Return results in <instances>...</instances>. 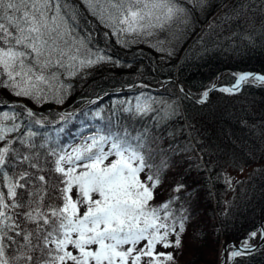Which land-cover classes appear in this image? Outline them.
Masks as SVG:
<instances>
[{
    "label": "snow or ice",
    "instance_id": "1",
    "mask_svg": "<svg viewBox=\"0 0 264 264\" xmlns=\"http://www.w3.org/2000/svg\"><path fill=\"white\" fill-rule=\"evenodd\" d=\"M81 4L110 30L103 33L105 40L115 37L127 47L134 42L128 37L189 25L196 10H205L211 0ZM83 19L71 0H0V89L37 103L49 98L63 103L71 85L62 77L102 62L118 64L99 47H89L92 32L78 31ZM246 83L264 85V75L239 74L234 87L222 91L232 93ZM126 110L143 114L152 109L138 100ZM25 111L26 123L23 113L0 111V264H175L167 249L182 247L189 210L176 205L179 197L153 203L161 167L148 162L143 137L95 133L69 152L38 143L33 125H43V119ZM46 171L58 174L59 183L46 180ZM257 236L251 232L231 256L251 254L259 245L249 241ZM259 238L264 241V227Z\"/></svg>",
    "mask_w": 264,
    "mask_h": 264
},
{
    "label": "trees",
    "instance_id": "2",
    "mask_svg": "<svg viewBox=\"0 0 264 264\" xmlns=\"http://www.w3.org/2000/svg\"><path fill=\"white\" fill-rule=\"evenodd\" d=\"M71 3L84 17L80 34L92 32L89 47L119 63L102 62L62 77L71 85L63 103L51 98L37 103L0 89V111L23 113L26 123L30 109L43 119V125H33L37 142L69 152L95 133L142 136L148 162L161 167L153 203L179 197L176 205L189 210L182 247L167 251L175 264H219L223 245L243 243L264 217V85L246 83L234 93L214 90L207 101L196 99L216 82L234 84L244 71L264 75V0H211L189 25L128 37L134 42L127 47L115 37L105 40L110 30L81 0ZM138 100L152 110H126ZM60 111L70 115L61 119ZM243 169H250L248 175L230 176ZM57 175L45 172L51 184L59 183ZM179 184L184 187L174 191ZM229 264H264V244Z\"/></svg>",
    "mask_w": 264,
    "mask_h": 264
},
{
    "label": "water",
    "instance_id": "3",
    "mask_svg": "<svg viewBox=\"0 0 264 264\" xmlns=\"http://www.w3.org/2000/svg\"><path fill=\"white\" fill-rule=\"evenodd\" d=\"M245 73H251V72H248V71H245L241 74H245ZM253 74H258V73H253ZM178 85L181 87V90L184 91V86L181 84V83H178ZM234 85H226V84H220V83H214L213 85H211L208 89H206L204 91V93L207 92V96L204 95V93L202 94V96L198 99H196L198 102H205L207 101L208 97H209V94L216 90V89H230V88H233ZM242 85L240 86L239 90L241 89ZM238 91V90H237ZM228 92V91H227ZM264 227V217L261 219L260 221V224H259V227L257 229V233H258V237L256 239V241L254 243H252V245H259L262 246L264 244V241H261L260 238H259V233H260V230L261 228ZM231 246H235V248L231 247ZM242 246H243V243H238L236 242L235 240H229L227 241L224 245H223V248H222V251H221V254H220V257H219V264H228V259L229 257L231 258V260H233L235 257H232L231 256V253L229 255V251H232V250H236V249H242ZM228 247V252H227V259L225 260V248ZM259 247H256L254 248V250H256L257 248ZM253 250V251H254Z\"/></svg>",
    "mask_w": 264,
    "mask_h": 264
},
{
    "label": "rangeland",
    "instance_id": "4",
    "mask_svg": "<svg viewBox=\"0 0 264 264\" xmlns=\"http://www.w3.org/2000/svg\"><path fill=\"white\" fill-rule=\"evenodd\" d=\"M230 3V1L228 2V4ZM216 83H218V82H216ZM230 93V92H229ZM232 93H234V92H232ZM18 104H22V105H25V103L22 101V102H20V101H18L17 102ZM64 114V113H63ZM66 114H70L69 112L68 113H66ZM59 119V118H58ZM250 170V169H249ZM248 169H243L242 171H229V173H230V176L231 177H240V176H246V175H248L247 173H248V171H249ZM258 237V236H257ZM257 239V238H256ZM256 239H253V240H251V241H249V243L250 244H252V243H254L255 241H256ZM223 248V247H222ZM221 248V249H222ZM230 253H231V251H229V255H230Z\"/></svg>",
    "mask_w": 264,
    "mask_h": 264
}]
</instances>
